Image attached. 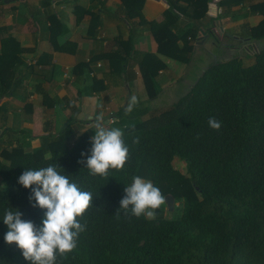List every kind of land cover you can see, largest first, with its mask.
Returning <instances> with one entry per match:
<instances>
[{
	"label": "trees",
	"instance_id": "obj_1",
	"mask_svg": "<svg viewBox=\"0 0 264 264\" xmlns=\"http://www.w3.org/2000/svg\"><path fill=\"white\" fill-rule=\"evenodd\" d=\"M136 1L140 6L144 0ZM166 1L169 19L148 23L157 53L188 62L202 32L219 40L221 18L236 17L234 8L246 0ZM249 1L247 13L262 16L250 36L264 38V0ZM209 3L216 6L215 16L207 12ZM6 38L0 45V99L11 95L19 81L14 66L21 49L11 36ZM128 41L123 64L133 49ZM142 57H155V70L144 78L148 97L155 96L151 79L164 64L153 54ZM126 106L114 118L130 158L123 170H110L108 180L89 174L86 160L93 136L85 132L66 149L39 155L62 145L69 125L57 134L42 135L34 150L7 151L6 134L0 133V264H31L15 242H5L9 229L3 217L6 209L19 210L23 220L42 224L46 210L33 207L30 188L18 178L26 169L50 164L93 194L77 248L66 258L58 256L57 264H264V48L256 49L247 64L240 56L209 64L168 106L149 109L139 101L129 115ZM210 117L220 122L219 130L209 126ZM135 137L138 144L133 143ZM175 159L184 163L185 172L174 166ZM137 175L180 201V208L175 206L180 215L149 220L119 210L125 186Z\"/></svg>",
	"mask_w": 264,
	"mask_h": 264
},
{
	"label": "crops",
	"instance_id": "obj_2",
	"mask_svg": "<svg viewBox=\"0 0 264 264\" xmlns=\"http://www.w3.org/2000/svg\"><path fill=\"white\" fill-rule=\"evenodd\" d=\"M168 8L166 0H144L140 6L136 0H0V45L9 35L21 49L14 66L19 81L11 95L0 99L5 142L37 146L42 135L57 134L66 125L95 134L90 127L101 113L107 126H116L108 118L116 116L131 96L143 101L145 73L149 76L156 68L155 57L144 60L145 53L164 64L151 79L153 88L165 89L181 80L188 62L157 53L148 25L169 19ZM234 10L246 16L225 15L219 26L236 28L228 34L238 38L239 27L251 25L248 17L255 15L247 13L245 3ZM207 12L217 14L214 3ZM207 38L206 33L199 36L202 42ZM128 40L133 49L123 64Z\"/></svg>",
	"mask_w": 264,
	"mask_h": 264
},
{
	"label": "clouds",
	"instance_id": "obj_3",
	"mask_svg": "<svg viewBox=\"0 0 264 264\" xmlns=\"http://www.w3.org/2000/svg\"><path fill=\"white\" fill-rule=\"evenodd\" d=\"M138 104V98L131 96L125 114H131ZM208 124L214 130L221 127L214 117L209 118ZM90 128L95 130V135L91 138V155L87 157L86 167L90 175L108 180L112 176L110 170H123L130 158L124 132L119 127L107 126L102 113L96 117L94 127ZM133 143L138 144L139 137H135ZM59 167L50 164L39 169H26L18 178L23 187L30 188L29 200L35 201L33 207L46 210L41 225L23 220V213L19 210H5L3 221L9 230L4 240L8 244L15 242L31 264H57L58 256L66 258L73 252L80 234L86 230V224L81 220L93 206V194L80 190L75 181L61 174ZM124 193L119 210L136 217L155 220L157 210L166 204V196L161 190L138 175L133 177L130 185L125 186ZM116 214L119 215V212Z\"/></svg>",
	"mask_w": 264,
	"mask_h": 264
},
{
	"label": "rangeland",
	"instance_id": "obj_4",
	"mask_svg": "<svg viewBox=\"0 0 264 264\" xmlns=\"http://www.w3.org/2000/svg\"><path fill=\"white\" fill-rule=\"evenodd\" d=\"M252 2H255L256 0H251ZM243 3L248 6L251 2L249 0L244 1ZM248 10V7H247ZM246 13V12H245ZM244 12H239L236 14V16H240V14H245ZM252 15L257 16V20H255V17H248L251 22V25H248L249 22L243 24L239 27L238 38L230 36L228 33H230V30H236V28H222L221 26H217L218 36L219 40H216L213 37L207 38L204 42H201L200 45L194 46L192 49L190 55H189V61L186 63L185 68L186 71L183 75V78L177 82H175L171 87L160 89L157 86L154 87L155 90L158 92L155 96L148 97V92L145 90V93L142 92L141 99L143 101H140L142 105L151 108H158V107H165L173 103L179 96L184 94L187 91L188 83L189 81H192L195 79L196 75L198 74L199 70H202L206 68L209 64L224 60L227 58H230L232 56H240L243 59V62L245 64L249 63L251 60L252 54L256 49L264 48V38L261 39H252L250 36V29L252 26H255L258 24V22L262 19V16L259 13H252ZM246 16V14H245ZM232 18V17H231ZM252 18V19H251ZM222 28V29H221ZM231 34V33H230ZM234 34V33H233ZM236 36V37H237ZM200 40V39H198ZM114 118V117H113ZM115 119V118H114ZM115 122V121H114ZM16 123V122H14ZM65 123V122H64ZM63 123V124H64ZM62 124V125H63ZM62 127V126H61ZM112 127H119V125L112 126ZM60 129V126H57V130ZM82 132L80 127H70L65 139H63L62 145H53L52 148L48 149L47 151H42L41 156L47 157L51 155L52 151H60L63 149H66L68 146V143L71 141V139H74L77 135H79ZM95 134H91L90 136H94ZM6 142L5 148L7 151H11L15 149V147H20L24 150H34L35 148H38L40 146V143L37 144V146H31L27 145V143L22 142L21 145L14 142H9L7 144ZM14 151L11 155L15 157ZM16 160V159H15ZM174 166L179 169L181 172H185V166L184 163L178 159H175ZM148 180V179H145ZM149 181V180H148ZM175 206H178L180 208V201L175 202ZM174 207L172 211H168L165 207H162L158 211L159 213H156L157 216H164V217H178L180 215V210Z\"/></svg>",
	"mask_w": 264,
	"mask_h": 264
},
{
	"label": "water",
	"instance_id": "obj_5",
	"mask_svg": "<svg viewBox=\"0 0 264 264\" xmlns=\"http://www.w3.org/2000/svg\"><path fill=\"white\" fill-rule=\"evenodd\" d=\"M202 34H204L202 32ZM201 40H197L196 43H201ZM166 208L168 211H172L175 207V203H174V197L171 194H166Z\"/></svg>",
	"mask_w": 264,
	"mask_h": 264
},
{
	"label": "built area",
	"instance_id": "obj_6",
	"mask_svg": "<svg viewBox=\"0 0 264 264\" xmlns=\"http://www.w3.org/2000/svg\"><path fill=\"white\" fill-rule=\"evenodd\" d=\"M114 121H115V119H114L112 116H110V117L108 118V122H109V123L112 124V123H114Z\"/></svg>",
	"mask_w": 264,
	"mask_h": 264
}]
</instances>
